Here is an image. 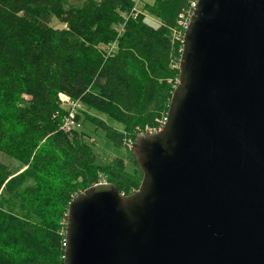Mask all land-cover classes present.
Segmentation results:
<instances>
[{"label":"trees","instance_id":"16d2710c","mask_svg":"<svg viewBox=\"0 0 264 264\" xmlns=\"http://www.w3.org/2000/svg\"><path fill=\"white\" fill-rule=\"evenodd\" d=\"M196 1L147 3L145 12L158 20L151 24L124 19L135 0H86L81 7L0 0V264H64L75 197L100 183L125 196L139 190L143 173L132 152L133 174L121 158L99 165L80 112L77 127L63 130L69 110L60 96L123 125L134 142L158 128L180 80L179 22ZM54 19L64 28L53 27ZM87 121L124 148V133L98 117Z\"/></svg>","mask_w":264,"mask_h":264},{"label":"water","instance_id":"95a60500","mask_svg":"<svg viewBox=\"0 0 264 264\" xmlns=\"http://www.w3.org/2000/svg\"><path fill=\"white\" fill-rule=\"evenodd\" d=\"M179 71L139 190L75 197L64 264H264V0H198Z\"/></svg>","mask_w":264,"mask_h":264},{"label":"rangeland","instance_id":"374dc122","mask_svg":"<svg viewBox=\"0 0 264 264\" xmlns=\"http://www.w3.org/2000/svg\"><path fill=\"white\" fill-rule=\"evenodd\" d=\"M86 0H69V3L71 6L75 7H81L83 3ZM153 0H142L141 3L137 6L136 8V15H134V19L144 17L145 21L151 23V24H157L158 20H156L154 17L150 16L148 13L145 12L144 8L147 3H152ZM123 17L125 20L131 19V13H126L123 12ZM52 26L58 29H63L64 25L59 23L58 20L54 19L52 21ZM121 31V28L119 29ZM115 43H110L106 45V48H112V46ZM62 98V97H61ZM62 100L64 101L65 98L63 97ZM61 100V101H62ZM62 101V102H63ZM64 107L69 110V104L65 103ZM77 112H80L81 118H80V123L79 127L80 130H83L87 132L90 135L89 141L92 143V147L94 152L97 155V163L99 165H108L112 160L115 158H121L126 162V169L130 174L134 173V165L132 162H130L131 159V152L133 151L132 147H129L131 142H134L130 135L127 133L125 127L121 124H118L116 122H113L111 119H109L108 116L99 114L95 111L88 110L82 104L79 103ZM98 117L104 121H106L108 124L113 126L119 133H124L125 134V139H124V148L123 149H117L114 147L113 143L108 140L105 137V133L101 129H97L95 125H93L91 122L87 121L88 117ZM133 153V152H132ZM2 160L7 163L12 169H18L20 166L18 163L11 161L10 159H6L2 157ZM27 169V167L20 168V173L24 172ZM103 182V181H102ZM63 224V223H62Z\"/></svg>","mask_w":264,"mask_h":264},{"label":"built area","instance_id":"2783aa9c","mask_svg":"<svg viewBox=\"0 0 264 264\" xmlns=\"http://www.w3.org/2000/svg\"><path fill=\"white\" fill-rule=\"evenodd\" d=\"M141 1L142 0H135V6H134V8H133V10L131 12V16L134 17V15H136V13H135L136 12V8L141 3ZM197 2H198V0L192 4V12H189L188 14L184 15L183 17H181V20H180L179 24H180L181 29H182V31L180 33V35L182 34V38H184L185 32H186V30L189 27V24H190L192 16H193V13H194V11L196 9V6H197ZM115 48H116V44H114L112 46L110 51L115 50ZM61 97L62 98L64 97L65 100L63 101ZM60 98L63 101V103H68L69 104V112H68V115L63 120L62 128L65 131H71V130H73V129H75L77 127L76 116L78 114L77 113V109H78V106H79V102L71 101L69 98H67V97H65L63 95H61ZM166 123H167V118H164L163 120L159 121V127L158 128H156V129H147L145 131V133H149V134L159 133L160 131H162V129L164 128ZM133 146H134V142H131L129 147L133 148Z\"/></svg>","mask_w":264,"mask_h":264}]
</instances>
